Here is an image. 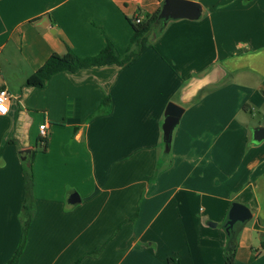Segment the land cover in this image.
I'll list each match as a JSON object with an SVG mask.
<instances>
[{
    "label": "crops",
    "instance_id": "obj_1",
    "mask_svg": "<svg viewBox=\"0 0 264 264\" xmlns=\"http://www.w3.org/2000/svg\"><path fill=\"white\" fill-rule=\"evenodd\" d=\"M163 1L0 0V89L11 95L0 115V264L20 238L25 166L33 216L18 264H223L233 202L251 213L232 227L234 264H264V139L252 141L264 127V0H193L201 16L154 28L128 66L24 84L68 48L87 57L110 41L122 58L134 19ZM172 103L182 111L166 143Z\"/></svg>",
    "mask_w": 264,
    "mask_h": 264
},
{
    "label": "trees",
    "instance_id": "obj_2",
    "mask_svg": "<svg viewBox=\"0 0 264 264\" xmlns=\"http://www.w3.org/2000/svg\"><path fill=\"white\" fill-rule=\"evenodd\" d=\"M160 9H157L146 21L140 23H132L133 34L130 38L129 44L120 58L118 51L110 41H107L105 47L95 55L80 57L72 49L68 48L64 54L51 53L45 62L24 82L26 86L43 87L46 80L54 73L67 70L74 72L80 68L90 66H103L116 64L121 67L131 64L145 49L151 47L154 43L152 33L154 28H159L161 31L164 27L158 23V14ZM108 105L109 99L105 97L102 105ZM33 152L30 155V161L33 157ZM32 172L31 166H25L24 181H25V198L19 214L21 222V238L15 251L5 264H18L19 257L24 249L29 225L33 216V197H32ZM229 240L227 241L223 250V264H234L235 252L237 248V241L232 238V229L228 232ZM261 248L264 249V236L261 240ZM100 251L96 249L93 254ZM171 263V262H170Z\"/></svg>",
    "mask_w": 264,
    "mask_h": 264
},
{
    "label": "water",
    "instance_id": "obj_3",
    "mask_svg": "<svg viewBox=\"0 0 264 264\" xmlns=\"http://www.w3.org/2000/svg\"><path fill=\"white\" fill-rule=\"evenodd\" d=\"M202 14L201 5L193 0H164L158 14V20L163 26L170 20L175 19H190L195 20ZM182 109L176 104H170L169 113L166 115L162 130L164 140L166 143L169 141L172 128L178 121V117ZM264 139V127L256 126L252 130V141L258 143ZM24 153H30V149H25ZM25 158V157H24ZM29 164V163H28ZM27 164V165H28ZM80 200L77 193H72L68 197V202L73 204ZM251 217L250 210L243 204L233 202L229 208L226 221L223 228L228 233L234 225L242 226Z\"/></svg>",
    "mask_w": 264,
    "mask_h": 264
},
{
    "label": "built area",
    "instance_id": "obj_4",
    "mask_svg": "<svg viewBox=\"0 0 264 264\" xmlns=\"http://www.w3.org/2000/svg\"><path fill=\"white\" fill-rule=\"evenodd\" d=\"M141 20L139 18L134 19V23H140ZM10 93L6 88H1L0 89V115H5L8 112V102L10 99ZM39 132H40V137L41 139H44L47 134V125L46 123H43L39 125Z\"/></svg>",
    "mask_w": 264,
    "mask_h": 264
},
{
    "label": "rangeland",
    "instance_id": "obj_5",
    "mask_svg": "<svg viewBox=\"0 0 264 264\" xmlns=\"http://www.w3.org/2000/svg\"><path fill=\"white\" fill-rule=\"evenodd\" d=\"M43 142V141H42ZM42 142L40 141V140H38V142L36 143V145H34V147H33V149L37 152V151H42L44 148H43V145H42ZM29 162L28 161H26L25 162V164H28ZM159 167H161V165L160 166H157V168L159 169ZM251 222V219L250 220H248V223H250ZM212 225L214 224V221L211 223ZM20 225H21V223H20ZM238 227V225L237 226H233V228L234 229H236ZM22 230V229H21ZM234 232V231H233ZM20 238H21V234H20ZM20 238H19V241H18V244H19V242H20ZM98 249V248H97ZM95 251V250H94ZM93 251V252H94ZM100 251H101V248H100ZM99 251V252H100ZM98 252V253H99ZM98 253H96V254H93L92 253V255H97Z\"/></svg>",
    "mask_w": 264,
    "mask_h": 264
}]
</instances>
